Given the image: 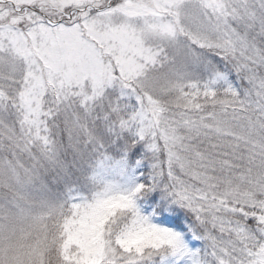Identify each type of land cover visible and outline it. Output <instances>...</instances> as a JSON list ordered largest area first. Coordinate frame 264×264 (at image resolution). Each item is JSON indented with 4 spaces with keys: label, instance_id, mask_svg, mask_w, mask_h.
Returning <instances> with one entry per match:
<instances>
[{
    "label": "snow or ice",
    "instance_id": "1",
    "mask_svg": "<svg viewBox=\"0 0 264 264\" xmlns=\"http://www.w3.org/2000/svg\"><path fill=\"white\" fill-rule=\"evenodd\" d=\"M0 264H264V0H0Z\"/></svg>",
    "mask_w": 264,
    "mask_h": 264
}]
</instances>
